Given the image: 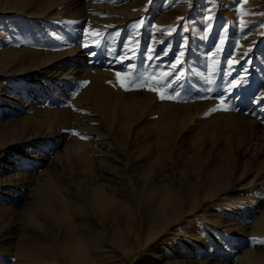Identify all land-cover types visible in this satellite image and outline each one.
Segmentation results:
<instances>
[{
    "label": "rangeland",
    "instance_id": "1",
    "mask_svg": "<svg viewBox=\"0 0 264 264\" xmlns=\"http://www.w3.org/2000/svg\"><path fill=\"white\" fill-rule=\"evenodd\" d=\"M31 1L33 2L32 9L39 11L42 7L40 2L45 3L47 0ZM157 1L160 4H156ZM53 2L55 4L54 11H58L59 8L64 9V7L69 4L72 10L69 13L71 15L69 16L64 12L63 16L54 18H48V16L42 15L35 17L25 16L24 22H19L20 25L17 23L11 29V27L9 28L5 25L6 21L4 17L8 15L0 12L1 48H26V50L32 54L29 55L28 52H26L21 55L20 59L22 62L17 64L15 70L10 71L9 74L3 78L0 77L5 89L9 91L5 96L0 97V103L2 105H0V121L11 126L0 130V143H8L6 145L11 144L10 146L13 148L6 149L7 152H4L10 155L9 163H13L14 161L19 163L8 171L0 170V181L2 183L4 182L3 184L0 182V227L7 222L6 219L9 215H14L16 221L14 224L15 230L17 229L14 231L16 242L18 239L19 241L22 240L21 234L24 233L25 229H36L37 231L40 229V223L37 221L34 222L32 218L37 216L44 217L45 210L42 209L45 208L46 204L44 203H47L45 200L49 195L48 192H52V189L49 187L51 182H56V180L62 181V191L72 192L75 190V186L77 185V172L80 169L79 164L81 162L85 161L89 169H91L93 167H99V162L105 163L109 157H112L110 158L111 161H113V157L121 159L119 162H112L116 165L117 170H115L117 173H112V170L111 173L109 172V175L108 171H105L107 176L114 182L118 180L120 175L124 176L126 174L127 178L133 175L138 176L142 173L143 169L146 170L147 168V165L144 163L147 161H144L141 165L137 166L139 169L136 167V170L134 168L133 171L131 169L122 170L121 165L124 162L129 164L127 160L130 157L129 153L133 154L130 151L133 147L125 148L128 154H124L123 149L128 141L131 143L135 125L121 128L115 124L119 120L117 119L118 116L109 113H112V111L106 108L105 105L103 106V99L96 101L91 97L92 95H90V91L88 90L93 86L105 88L107 93H131L134 97L140 99V104L142 106L149 104L151 106L154 104L153 102H162L180 116L184 113H190V119L186 121L183 126L186 127L183 130L186 135L182 137L183 148L188 150L197 149V147H192L191 144H199L202 141L208 144L204 138L213 139L219 148L221 146H227L228 140H233L234 138H238L239 142H241L244 135L247 136L250 130V125L247 120H257L259 117H262L260 113H257L259 112L257 108L261 106L258 105L259 102L264 99V0H151V3H149V0H53ZM209 16L212 17L210 21L207 19ZM141 19H143V24L138 23ZM27 21L28 23H26ZM155 35L159 39H156ZM2 40L5 41L3 42ZM155 42L158 44H155ZM148 49L150 50L147 51ZM84 50L87 52H84ZM81 51L82 53L84 52L85 56L82 55L78 59L77 55L81 53ZM146 51L150 54L153 52L152 54L155 55L149 58ZM91 53H94V55H91ZM158 55L160 57L162 56L159 60H162L164 63L163 66L158 65V67L155 63L158 61H153V58L157 59ZM177 57H179L181 63L173 69L171 66L176 64ZM209 57L213 60L211 59L209 61ZM30 58L32 60H30ZM94 59L95 62L98 61V63H96L99 65L91 66V62L94 61ZM141 59L144 62L141 61ZM165 59L167 60L165 61ZM100 61H102L103 65ZM148 61L154 62L155 64L153 63V66H151L152 63L150 64ZM214 61H216L215 64L211 63V65H209L210 62ZM217 62L219 66H217ZM64 63L66 66L68 65V69L73 67L75 69L77 67L79 69L90 68V70L87 73L82 72L83 74H87V77H83L82 73H76L75 78L69 79L68 77L62 76V74L60 75L62 70L59 69V66L61 64L64 65ZM44 64L51 65L52 67L54 66L51 68V74L48 73L45 77L38 76L39 79L44 78L43 82L45 84L37 88L34 86L33 88L32 85L27 87L25 91L16 94L17 97L15 102L13 91L16 90L17 82L22 80L23 75L29 72L28 70L32 71L34 69H39L41 65L44 66ZM143 65L144 67L142 68ZM198 65L200 66L199 68L202 66L203 68H197ZM150 66L156 68H152V70ZM225 66H228L226 70L224 69ZM148 67H150L149 70ZM160 67L165 73H172V75L169 76L170 78L176 76L177 73L180 74V78L178 82H174V86L178 92L180 91L181 95H184L183 92H185V95L178 98L179 100H160L155 92L149 91L146 88H133L132 90L125 91L124 88L120 86L116 76V73L120 72L122 74L121 78L128 82L138 79L141 76L147 78L148 81H152V79L155 80L153 71ZM189 70H193V72ZM205 70H207V73ZM38 71L41 72L42 70L39 69ZM59 71L60 73L56 74ZM198 71H201L200 74ZM204 72L206 74H204ZM98 73L100 74L98 75ZM188 73L190 75L196 73V77L192 78ZM212 73H214V75ZM206 75L208 78H206ZM211 75L217 76L211 77ZM59 77L61 79H59ZM149 77L152 78L150 79ZM57 81L58 85L56 83ZM222 82L228 84H222L221 88ZM235 82L237 83L235 84ZM11 83L13 84L11 85ZM208 83L209 86L206 85ZM230 83L232 84L230 85ZM215 85H218V87ZM210 86L212 87L210 88L212 91L218 88L217 91H215L216 94L212 96L214 99L212 97L208 98V91H210L208 87ZM213 87H216V89ZM225 87L226 89L229 87V89L226 90ZM196 96L197 98H195ZM221 100H230L231 102L229 101V104L227 101L228 103L222 104L220 103ZM235 103L241 104L238 105ZM232 104L235 105V108L231 106ZM254 104L257 105L254 106ZM213 108H228L229 110H227L228 112L224 110L212 112L211 109ZM237 108L240 110L238 111ZM255 111L256 114H254ZM161 112V108L153 110L149 114L151 118L145 121L146 125L151 124V121L154 120L155 117H159ZM230 112L232 114L243 113L239 116L244 117L245 121L236 123L231 127H221V129L218 130V132H214V134L195 136L193 131L202 129L206 123L210 121V118L216 116L222 118L220 115H228V113L231 114ZM206 113L210 114L205 115ZM42 116H46L47 119L42 121L44 120L43 118H45ZM13 117L16 118V121L10 123V118ZM230 117L229 115L227 116V118L231 119ZM46 125L47 127L50 126L56 129L57 132L59 131L64 136L62 140L63 143L61 142V145L58 143L59 147L57 144L53 148L52 144H54V142L50 140L47 141V138H43L41 135L37 136L42 129L44 130ZM145 129L149 132L151 131L149 125H147ZM65 132H67V134ZM75 133H79L88 138L81 139L80 135H76ZM44 139H46L47 142H45ZM79 140L95 143L96 145L93 147L95 149L98 148L97 150L99 152L88 154L84 149L78 147ZM34 143H36L35 145L41 143L42 145L40 144L39 147H43L44 153H51L46 154V158L31 159L32 155L26 150L30 146H33L32 144ZM16 145L18 148H15ZM104 146L105 149L103 148ZM174 156L175 154L172 153L170 160L174 159ZM36 160L39 165H37L35 169H30V166H33ZM254 160H260V163L253 164L260 167V165L264 163V152L260 155L257 154L256 157L254 156ZM241 161L243 166H249L253 161V155H247L245 159ZM167 167L171 168L170 172H172L174 166ZM256 170L257 169H255L249 177L252 178ZM123 172H125V174H123ZM131 172H133V174H131ZM15 173L20 175L24 173L27 175L29 174L27 177L31 178L30 184L26 186L24 182L18 184L8 183L10 175ZM18 187H20V189ZM27 193H29L27 199H22V201L17 199L19 195H27ZM229 195L230 197H227L226 201H224L225 203L217 200L214 201L215 203L210 201L205 202L204 198L199 199V204H202V202L206 203V206L203 204V207H207L209 213L198 210L197 214L201 212L204 215L208 214V217H205L208 221H211H206L203 224L210 227L212 230L214 229L217 234L220 232L221 238L218 242H220V246L222 245L221 247L226 246L225 250L230 249V246L226 244L228 238L245 237L249 240L250 238L252 240H257L256 245L248 244L249 246H243L238 252L234 253L230 258L231 264H253L254 261L248 262L243 259L245 253L249 251L253 252L255 255L257 254L259 257L261 256L264 263L263 236L251 235L247 233L249 229H246L245 234L242 233L246 225L251 223L253 218H245L247 221H244V218L236 217L235 213V207L237 205L239 207L242 205H251L253 199L260 200L263 198L262 200H264V197H262L264 196V176L250 186H245L241 188V190L238 189ZM41 200H43L44 203ZM43 205L44 208L42 207ZM218 205H221L219 209H217L219 207ZM229 208L234 212L230 211ZM212 214L218 217H213ZM233 214L234 217L232 216ZM218 218L221 219L218 220ZM226 219L230 221L228 222ZM28 220H30V222L32 220V222L30 223ZM214 220H216V222H214ZM21 223L23 225H21ZM230 223L231 225H229ZM225 224L228 225L227 229L222 227ZM179 228L180 224L168 228L167 231L171 230L177 232ZM240 231L242 234H239ZM221 233L222 235H224V233L226 235L222 236ZM225 236L226 238H224ZM147 244V242H144V231L141 222H139L134 232L126 240L124 250L118 248L116 245L114 246L118 256L116 258H119L117 259V264H145V259H142V253L144 246ZM10 249L11 250L0 253V261L4 260L5 264H14L16 261V257L14 256L15 251L12 250L14 249V244L11 245ZM194 257L198 259L201 255L196 254Z\"/></svg>",
    "mask_w": 264,
    "mask_h": 264
},
{
    "label": "bare ground",
    "instance_id": "2",
    "mask_svg": "<svg viewBox=\"0 0 264 264\" xmlns=\"http://www.w3.org/2000/svg\"><path fill=\"white\" fill-rule=\"evenodd\" d=\"M32 3L33 2L31 0H0V12L6 13L8 15L4 17L6 21L5 25L8 26L9 28L11 27L12 29L17 23L24 22L25 16L35 17L38 15H42V16H48V18L49 17L54 18L57 16H63L64 12H66L67 15L69 16L71 15L69 13L72 10L69 4L66 5L64 9L59 8L58 11H54L55 4L53 0H47L45 3L40 2L42 7L40 8L39 11H37L32 9L33 7ZM156 4H160V3H158L157 1ZM28 21L26 23H28ZM6 30L9 31L8 29ZM156 39L159 38L156 37ZM155 44L158 43L155 42ZM1 46L2 45L0 44V77L1 78L8 75L10 71H14L17 64L22 62V60L20 59L21 55L25 54L26 52H28L29 55H32L31 53H29V51L26 50V48L25 49H16L9 47L1 48ZM149 50L150 49H148L147 51ZM147 51L146 53H148ZM84 52L87 51L84 50ZM84 52L82 53L81 51V53L77 55L78 59L82 55L85 56ZM152 53L151 54L148 53L149 55L147 54V56L149 58L153 57L152 55L155 54ZM210 57H209V61L212 59V58L210 59ZM159 58H162V56L160 57L158 55V58L157 59L153 58V61L154 62L158 61L155 62L157 66L158 65L163 66L164 63L162 62L161 59L159 60ZM30 60L32 59L30 58ZM166 60L167 59H165V61ZM141 61L143 60L141 59ZM96 62L98 63V61ZM96 62L94 59V61L91 62L92 63L91 66L99 65ZM100 62L103 65L102 61ZM215 62L216 61L210 62V64L209 63L208 64L209 65H211V63L215 64ZM148 63L151 64L152 62L148 61ZM153 63L151 64V66H153ZM191 63L195 64L194 62ZM67 66L65 65V63L64 65L61 64L59 66V69L62 71L61 73L59 71L56 74L60 73V75L62 74V76L72 79L75 78L76 73L78 74H81L82 72L87 73L90 70V68L79 69L77 67L75 69L74 67L68 69ZM217 66H219V63ZM53 67L51 65H45V64L44 66L41 65V67L39 68L40 70H42L41 72L38 71L39 69H34V70L31 69L32 71L28 70L29 72H27L26 69L27 73L23 75L21 81L17 82L18 84L16 85V90L13 91V95H15L14 100L17 97L16 95L17 93L25 91L26 88L30 87L31 85L32 87L34 86L36 88L39 86H43V84H45L43 82L44 78L39 79L38 76L40 75L42 77H45L46 74L48 73L51 74L50 71L51 68ZM143 67L144 65L142 66V68ZM150 67H148V70L150 69ZM199 67L200 66L198 65L197 68ZM227 67L225 66L224 69L226 70ZM152 68L153 67H151V69ZM201 68H203V66ZM207 70H205L206 73ZM191 71L193 72V70ZM153 72H154L153 74L155 75L154 78L155 80L163 79L165 72L163 69H161V67L157 68V70H154ZM206 73L204 72V74ZM99 74L100 73H98V75ZM195 74L196 73L189 75L192 78H195L196 77ZM212 74L214 75V73ZM213 75H211V77ZM82 76L87 77V74H83ZM1 78H0V84H1L0 97L5 96L7 92L9 93V91L5 89V86L1 82L2 80ZM149 78L151 79L152 77ZM206 78H208V76ZM59 79L61 78L59 77ZM168 79H173V77L172 78L169 77ZM58 81L56 82L57 85H58ZM236 83L237 82H235V84ZM12 84L13 83H11V85ZM222 84L227 85L228 83L226 84L225 82H222L221 88H222ZM231 84L232 83H230V85ZM206 85L209 86V83ZM216 87H218V85ZM216 87L213 88L216 89ZM210 88L212 87L211 86L208 87L209 90ZM217 89L215 91H217ZM88 91H90V95H92L91 97L96 101L103 99L104 102L103 106L105 105L106 108L112 111V113L109 112L110 114H113L114 116L115 115L118 116L117 119L119 120L115 124H117L119 127L125 128L131 125L133 126L135 125L133 131V139H131L132 140L131 143L128 141V143L124 146L123 149L124 154H128L125 148L133 147L132 150H130L133 154L129 153L130 157L129 159H127L129 161V164L124 162L121 165L122 170L125 171V169L128 170L131 169L133 171L134 168L136 170L137 166L141 165V163H143L144 161H147L144 162L147 165L146 170L143 169L142 173L139 171L141 174H139L138 176L133 175L130 178L129 177L127 178V175L125 174V172H123V174H125L126 177L125 175L124 176L122 175L123 177L120 175L118 180L114 182L111 180V178L107 176L105 171H108V174L109 172L111 173L112 170H113L112 173L113 172L117 173L116 165L112 162L113 161L119 162L121 161V159L119 158L117 159L113 157L112 159L113 161H111L110 158L112 157H109V159L105 161V163L100 161L99 167L97 166L91 169H89L88 164L85 161L81 162L79 164L80 169L77 172V178H76L77 185L75 186L74 191L72 192L62 191L61 190L62 181L60 180H56V182H51L49 187L52 189V192L49 191L48 192L49 195L47 194L48 195L46 199L47 201L45 200V202L47 203H44V201L41 200L43 201L44 204H46L45 208L44 205L42 206L44 209L41 208L42 210H45V213L43 212L44 217L37 216L32 218L34 222L37 221L40 223V229H38V231L35 228H34L35 230L25 229L24 233L21 234L22 240L19 241L18 239V241L16 242L14 236V231L17 230V229L15 230V225H14L16 222L14 218L15 216L9 215V217L6 219L7 222L5 224H2V226L0 227V253H3L7 250H11L10 247L11 245L14 244V249H12L15 251L14 256L16 257V261L14 264H107V263L117 264L118 263L117 259L119 258H116L118 256L117 253L115 252L114 246L116 245L118 246V248L124 250L126 240L134 232V229L139 222H141L142 229L144 231V242L148 243L147 245L144 246L142 253V259H145L144 261L145 264H231L230 258L233 256L234 253L238 252L240 248L248 244L250 245L257 244V240L255 239L252 240L250 238L249 240L245 237H240V238L232 237V238H228L226 243L228 246H230L229 250L227 249L225 250L226 246L221 247L222 245L220 246L219 245L220 242H218L221 238L219 234L220 232L217 234V232L214 231V229L212 230L210 229V227H207L206 225L203 224L206 221H208L206 219V217H208V214L204 215L202 214V212L209 213V209L207 207H203V204L204 206H206V203L202 202V204H199V199L204 198L205 202L207 201L214 202L215 200H217L219 202L221 201L222 203H225L224 201H226L227 197H230L229 195L230 193H233L238 189L241 190V188L245 186H250L251 184L259 181L264 176V171H263L264 163L261 164L260 167H258L257 165H253L254 163H260V160L259 161L254 160V156L256 157L257 154L260 155L264 152V109H263L264 99L261 100L260 98H258L259 100H261L258 105L261 106L257 108L259 111L257 113L258 114L260 113V116L262 117L261 118L259 117L257 120H247L248 124L250 125V130L247 133V136L244 135V138L241 140V142H239L238 138H234L233 140H228L227 146H221L219 148L217 147L216 142L213 139L204 138L208 144H205L203 141L200 142L199 144H191L192 147H197V149L188 150L186 148H183L182 137L186 135L185 132L183 131L186 127L183 126L185 125L186 121L190 119L191 117L190 113H184L182 116H180L176 112H174L173 109H170L169 106L163 104L162 102L159 103L153 102L154 104H152L151 106L150 104L142 106L140 104V99L134 97L133 94L131 93L129 94L128 92L107 93L105 88H101L99 86L98 87L93 86ZM215 91L212 90L208 91V98H211L214 94H216ZM183 93L185 95V92ZM184 95L179 96V98H181ZM219 96H223V95H219ZM195 98H197V96ZM227 101L229 102L230 100H226L225 104ZM255 105L257 104H254V106ZM231 106L234 107L235 105L232 104ZM156 108H161L162 112L159 117L157 118L155 117V119L151 121V124H147L151 127V131L149 132L147 129H145V127L147 126L145 121L151 118L149 114ZM237 109L238 111L240 110L239 108ZM241 114L228 113V115L231 116L230 117L231 119L227 118L228 115L226 114L223 115L218 114L222 116V118H219V116L210 118V121L206 123V125L202 129L198 131L194 130L193 132L195 133V136L198 135L206 136V135L214 134V132H218V130H220L221 127H225V126L231 127L236 123L245 121L244 117L239 116ZM254 114H256V111ZM42 117H45L43 118L44 120L42 121H45V119H47L46 116H42ZM10 121H11L10 123H12L16 121V118L14 117L10 118ZM8 125L9 124L7 123L5 124L3 123V121H0V130L5 129L6 127H11ZM65 133L67 134V132ZM39 135H41L43 138L46 137L47 141L50 140L51 142H54V144H52L53 148L58 143L60 144L64 137L62 133H60L59 131L57 132L56 129H53L50 126L47 127V125L44 128V130L42 129V131L39 134H37V136ZM44 140L45 142H47L46 139ZM6 144L8 143L5 144L0 143V170L2 171H8L13 166H17V164H19L16 163L15 161L13 163L12 162L9 163L10 155L9 153H5L4 151H6V149L13 147L10 146L11 144L9 145ZM35 144L36 143L32 144L33 146H30L26 150L28 153L32 155L31 159L35 160V158L37 159L46 158L47 157L46 154L51 153V152L44 153L43 147L42 146H41L42 148L39 147L41 143H39V145H35ZM94 145L96 144L93 142L90 143L83 140L78 141V147L80 149H84L88 154L99 152L97 150L98 148L95 149L93 147ZM15 148H18V146L16 145ZM103 148L105 149V146ZM172 153L175 154V156L174 159L170 160ZM247 155H253V161L249 166H243L241 160L245 159ZM34 165L30 166V169H35L37 165H39L37 160L34 162ZM167 166H174V168H172V172H170L171 168H168ZM137 169L139 168L137 167ZM255 169L257 170L253 175V177L252 178L249 177L251 173L255 171ZM131 174H133V172H131ZM28 175L25 173L21 175L17 173L12 174L9 177L10 179L8 180V183L18 184L24 182L26 183L27 186V184H30L31 182V178L27 177ZM3 183L1 182V184ZM18 188L20 189V187ZM28 196L29 193H27V195L22 194L19 195L17 199H19V201H22V199L25 198L27 199ZM262 199L260 200L253 199L251 201L252 204L251 205L249 204L247 206H243V205L240 207L238 205L236 207L233 206L235 207L236 217L244 218V221L246 219L253 218L251 223L249 224L246 223L247 224L246 227L245 228L243 227L244 231L242 233L245 234L246 229L247 230L249 229L247 233L251 235H260L263 236L262 238H264V200ZM220 206L217 209H219ZM198 210L199 211L202 210V212L197 214ZM229 210L232 211L230 208ZM232 216L234 217V214ZM213 217H218V216L213 215ZM220 219L218 218V220ZM227 219L226 221H228ZM28 221L30 222V220ZM214 222H216V220H214ZM179 224H180V228L179 230H177V232H173L171 230L167 231L168 228H172ZM21 225L23 224L21 223ZM229 225H231V223ZM222 227L227 229L228 225L225 224ZM225 233L224 235H226ZM240 233L241 231L239 232V234ZM224 238H226V236ZM196 254L201 255V257L196 259L197 257L196 258L194 257ZM243 259H245L248 262L254 261L253 264H264L263 260L261 259V256L259 257L257 256V254L255 255L251 251L246 252ZM0 264H5L4 260L0 261Z\"/></svg>",
    "mask_w": 264,
    "mask_h": 264
},
{
    "label": "snow or ice",
    "instance_id": "3",
    "mask_svg": "<svg viewBox=\"0 0 264 264\" xmlns=\"http://www.w3.org/2000/svg\"><path fill=\"white\" fill-rule=\"evenodd\" d=\"M149 3H151V0H149ZM209 21L212 19L211 16L207 18ZM139 24H143V19L138 22ZM87 46V45H85ZM91 55H94V53H91ZM181 61L179 60V57H177V61L175 65H172L171 67L173 69L176 68L178 64H180ZM172 73H164L163 79H158V80H152L148 81L147 78L140 77L138 79H134L131 82L126 81L125 79H122L121 76L122 74L120 72L116 73V76L118 78V81L120 83V86L124 88L125 91L132 90L133 88H146L149 91L155 92L160 100H178L179 96L181 95L180 92H178L174 86V82H178L180 78V74L177 73L173 79H168L169 76H171ZM161 89H164L162 91ZM220 103H225L224 100H221ZM218 110H224L227 111L229 110L228 108L224 109H218V108H213L211 109L212 112L218 111ZM210 113H206L205 115H209ZM76 135H80L81 139H87L88 137L83 136L79 133H75Z\"/></svg>",
    "mask_w": 264,
    "mask_h": 264
}]
</instances>
